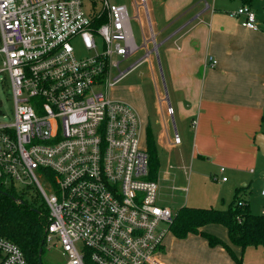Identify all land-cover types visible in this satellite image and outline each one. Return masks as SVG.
Here are the masks:
<instances>
[{"label": "built area", "instance_id": "2783aa9c", "mask_svg": "<svg viewBox=\"0 0 264 264\" xmlns=\"http://www.w3.org/2000/svg\"><path fill=\"white\" fill-rule=\"evenodd\" d=\"M147 1H135L151 29L147 39L141 23L138 46L128 7L117 0H0V72L14 99L13 120L0 121V185L43 200L46 247L61 246L64 264H165L174 212L160 205L159 185L149 179L138 111L110 95L156 50ZM230 15L259 29L249 4ZM142 47L144 57L121 70ZM174 142L181 143L177 134ZM0 264L29 263L0 237Z\"/></svg>", "mask_w": 264, "mask_h": 264}, {"label": "crops", "instance_id": "0c3cea01", "mask_svg": "<svg viewBox=\"0 0 264 264\" xmlns=\"http://www.w3.org/2000/svg\"><path fill=\"white\" fill-rule=\"evenodd\" d=\"M203 1L205 7L192 9L188 17L174 18L170 27L177 22L178 25L157 42L156 52H162V67L170 82L174 106L182 121L192 120L196 129L193 157H206L214 165H220V169L225 168L224 173L229 170L232 181L225 193L232 194L234 190L235 194L239 187L249 188L244 178L248 170L250 174L255 173L254 167L260 172L264 170L261 164L264 157V29L259 19L257 31L244 28L231 15L232 19H224L216 14L214 5ZM206 3L210 9L206 8ZM211 58L216 62L214 65ZM169 96L167 93L168 101ZM169 106L175 115L173 104ZM140 119L141 145L147 150L150 130L160 170L157 135L149 120L144 123L142 115ZM176 134L181 143L175 144L174 139L168 137L171 147L183 142L180 134ZM166 174L169 175V171ZM260 186L262 192L264 173ZM172 189L180 188L173 186ZM202 230L230 245L237 256L242 255L244 263L247 249L242 253L239 247L233 246L224 226L209 224ZM191 253H196V258L190 257ZM161 259L165 264H236L223 247H210L200 235L190 234L179 239L171 232L165 239Z\"/></svg>", "mask_w": 264, "mask_h": 264}, {"label": "rangeland", "instance_id": "374dc122", "mask_svg": "<svg viewBox=\"0 0 264 264\" xmlns=\"http://www.w3.org/2000/svg\"><path fill=\"white\" fill-rule=\"evenodd\" d=\"M117 1L127 5L136 43L138 46H142L144 39L141 23L144 25L143 32L146 38H151V29L145 9L141 7L137 12L135 1L139 0ZM205 1L214 5L216 14L224 19H232L229 13L237 10L242 5L240 0ZM147 6L152 28L156 34V42H159L163 36L170 33L178 25L177 22L175 26L170 27L175 17L184 16L183 18H186L192 9L205 7V3L203 0H148ZM251 7L264 29V0H252ZM137 13L140 15V20L136 17ZM164 28L167 29L161 33ZM153 47L154 44L151 42L149 49L151 50ZM145 53L146 49L142 47L130 58L122 60L120 69L126 70L129 66L141 60ZM3 60L4 56L0 55V68L3 67ZM116 60H121V58L117 57ZM117 73L118 70L115 68L112 71V76ZM169 85L170 82L166 71L162 67V52L160 50L156 52L155 50L151 54L150 59L144 60L112 87L110 95L112 98H120L132 102L140 116L142 115L144 123L149 120L151 128L157 135L158 150L161 158V168L156 179L159 184L160 205H167L174 213L183 206L225 210L234 198V190L232 194L225 193L226 188L231 185V174L229 170L225 173H220V165H214L213 161L207 160L206 157H199V155L193 157L196 129L192 120L186 119L184 122L182 121L180 112L174 106ZM167 93L170 94V101L167 99ZM169 103L173 104L176 111L172 117L167 115ZM13 117L14 99L9 76L7 72H0V121L9 122L13 120ZM176 132L180 134L183 142L179 146L171 147L168 137L173 140ZM261 164L264 169V157H262ZM253 170L255 173L250 174L251 171L248 170L244 178L246 179L245 184L249 185L251 191L249 195L250 210L254 214H260L264 209V196L261 195L260 186V178H263L264 170L260 172L257 167H254ZM166 171H169V175L166 174ZM222 177H226L228 182L222 181ZM40 182L44 189L50 193L47 183L42 179ZM173 186L180 189L173 190ZM182 188L186 190L183 191ZM26 197L29 202H35L38 207L44 203L36 193H30ZM194 255L196 253H191L189 256L196 258ZM43 261L44 264H64L65 258L62 247L59 245L47 246ZM248 263L264 264V249L262 247L247 248L244 264Z\"/></svg>", "mask_w": 264, "mask_h": 264}, {"label": "trees", "instance_id": "16d2710c", "mask_svg": "<svg viewBox=\"0 0 264 264\" xmlns=\"http://www.w3.org/2000/svg\"><path fill=\"white\" fill-rule=\"evenodd\" d=\"M250 4L252 0H241ZM147 152L149 155V179L156 180L160 162L155 141L151 131L148 132ZM250 191L248 187L235 190L234 198L225 210L214 208H195L184 206L175 211L170 232L179 239L190 234L205 238L210 247L221 246L235 261L244 264L242 255L237 256L230 245L210 233L204 232L203 227L209 224L224 226L233 246L241 249L242 253L249 247L264 248V214H254L250 210ZM48 212L43 203L38 207L31 203L14 188L0 185V237L17 244L29 264H40L39 252L43 256L46 249V230Z\"/></svg>", "mask_w": 264, "mask_h": 264}, {"label": "water", "instance_id": "95a60500", "mask_svg": "<svg viewBox=\"0 0 264 264\" xmlns=\"http://www.w3.org/2000/svg\"><path fill=\"white\" fill-rule=\"evenodd\" d=\"M163 80H164V78H163ZM260 147H261V144H260ZM262 152H264V149H262ZM46 233H47V230H46ZM41 256H42V249H40V252H39V262H40V264H42Z\"/></svg>", "mask_w": 264, "mask_h": 264}]
</instances>
